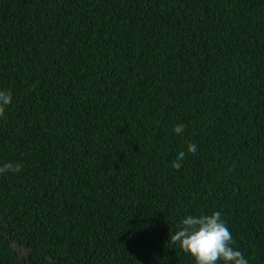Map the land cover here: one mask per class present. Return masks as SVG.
I'll return each mask as SVG.
<instances>
[{
    "label": "trees",
    "instance_id": "16d2710c",
    "mask_svg": "<svg viewBox=\"0 0 264 264\" xmlns=\"http://www.w3.org/2000/svg\"><path fill=\"white\" fill-rule=\"evenodd\" d=\"M0 90V264H264V0H0Z\"/></svg>",
    "mask_w": 264,
    "mask_h": 264
},
{
    "label": "clouds",
    "instance_id": "9594fccd",
    "mask_svg": "<svg viewBox=\"0 0 264 264\" xmlns=\"http://www.w3.org/2000/svg\"><path fill=\"white\" fill-rule=\"evenodd\" d=\"M11 103V92L0 90V117L5 115L6 106ZM184 128V124H178L173 128V132L181 134ZM187 152L195 154L197 146L189 143ZM184 156V151L179 152L172 167L179 170ZM22 167L21 163H5L0 167V174L17 173ZM169 240L181 252L190 256L194 264H248L243 254L232 246V233L218 211L208 215L185 216L179 221L178 230Z\"/></svg>",
    "mask_w": 264,
    "mask_h": 264
}]
</instances>
